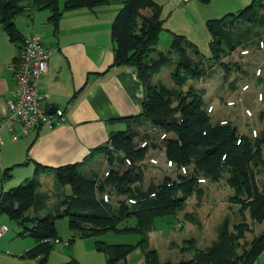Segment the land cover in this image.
I'll list each match as a JSON object with an SVG mask.
<instances>
[{
    "label": "trees",
    "instance_id": "trees-1",
    "mask_svg": "<svg viewBox=\"0 0 264 264\" xmlns=\"http://www.w3.org/2000/svg\"><path fill=\"white\" fill-rule=\"evenodd\" d=\"M110 1L65 0L60 8L58 0H32V3L0 0V27L15 42L21 40V35L14 18L30 7L49 10V20L57 26L65 11L93 10ZM119 4L110 24L112 66L133 68L142 84L143 97L141 112L121 118L125 128L112 132L104 145L90 151L104 152L109 164L108 175H100L83 162L56 167L55 202L50 206V196L39 191L41 184L37 179L27 178L0 193V213L7 214L22 227L20 234H28L35 240L26 252L37 258L35 264L45 263L53 247L49 240H60L55 220L63 217L71 231L68 244L77 238H94L95 249L105 255V264H131L127 263V257L136 249L141 250L144 264H171L161 261L156 250L146 247L147 234L155 229V219L171 215L191 193L200 194L202 184L197 182L198 177L216 180L226 173L225 182L233 191L230 200L239 203V211H247L250 220L264 221V184L261 186L256 178L264 172V127L251 137L242 134L227 115V123L219 124L221 117L206 112L209 100L204 99V90L189 83L208 75L217 65L228 70L224 57L234 50L257 44V27H264V0H251L242 9L208 19L205 24L210 54L207 57L184 35L174 32L169 49H157L164 19L162 6L156 1L119 0ZM165 66L170 67L169 76L175 85L181 87L188 83L185 89L152 82L153 74ZM252 76L253 73L246 81ZM237 81L235 77L229 82L231 90ZM260 81L261 78L257 79V83ZM261 90L264 95V85ZM254 105L258 119L262 120L263 113ZM146 124L157 131L156 139L148 131L140 132V125ZM163 132L167 136L160 140L158 136ZM237 138H240L239 144H236ZM143 140L147 145L140 147ZM158 146L165 158L171 159L176 167L185 166L187 173L174 172L175 176H163L160 182L143 189L139 185L143 177L142 162L148 148ZM125 157L130 159V166H125ZM113 161L123 165V169L111 167ZM7 174L4 171L2 177ZM104 194H108L107 201L102 199ZM129 198L134 203H129ZM130 220L133 224H127ZM244 220L230 225L228 218H224L216 237L204 248H194V242L188 241L189 247L183 251L191 250L192 255L176 264H254L264 252V231L247 241L248 225ZM107 232L135 234L139 240L133 244L107 243L98 238ZM59 264H78V261L72 257Z\"/></svg>",
    "mask_w": 264,
    "mask_h": 264
},
{
    "label": "crops",
    "instance_id": "crops-1",
    "mask_svg": "<svg viewBox=\"0 0 264 264\" xmlns=\"http://www.w3.org/2000/svg\"><path fill=\"white\" fill-rule=\"evenodd\" d=\"M102 6L93 10L80 8L65 11L57 26L50 22L49 10L30 7L14 18V24L21 35V40L15 42L9 40L0 27V121L7 112L6 100L12 97L15 88L11 66L21 48L22 37L29 33L40 35L43 45L51 51L49 69L38 79L42 104L46 111L49 107H54L49 114H54L57 109L63 112L62 121L38 125L17 139H12L11 132L6 127L1 129L0 185L3 180L15 176L14 171L19 168L24 172L20 177L17 175L19 178L16 185L11 187L27 178L37 179L42 185L40 176L44 173L51 174L56 167L65 164L83 162L100 175L109 169L103 151H90L104 145L112 132L125 128L121 118L141 112L143 89L133 68L112 66L113 40L110 24L116 12L113 15L112 11L105 10L107 7ZM218 110L215 105L214 112L217 113ZM95 161L98 164L93 168L90 164ZM111 167L123 169L124 166L113 161ZM155 167L147 159L141 165L142 172L144 169L155 170ZM4 171L8 173L5 178L2 177ZM152 180L151 177V184H156L158 179ZM66 189L68 191V187ZM2 190L5 189L0 186V193ZM5 224L1 220L0 226ZM19 227L16 235L8 227L0 236V264L36 263V257L26 255L34 246L35 240L28 234H20L23 229ZM69 234L71 236V231ZM61 239L65 238L52 242L53 247L44 264L53 256L59 261L58 264L72 257L78 264L100 263V259L95 257L88 261L80 256L84 253L94 254V243L84 241L89 238H77L66 246ZM57 245L69 250L66 253L54 251ZM102 264H105V259Z\"/></svg>",
    "mask_w": 264,
    "mask_h": 264
},
{
    "label": "rangeland",
    "instance_id": "rangeland-1",
    "mask_svg": "<svg viewBox=\"0 0 264 264\" xmlns=\"http://www.w3.org/2000/svg\"><path fill=\"white\" fill-rule=\"evenodd\" d=\"M29 1L32 3V0ZM64 1L65 0H58L60 8H62ZM154 1L162 6L161 17L164 19V29L159 34L158 44L156 46L157 49L167 51L172 38L171 33L174 32L184 35L188 41L197 46L202 55L207 57L210 52L208 48L209 33L206 28V21L211 18H220L226 14L242 9L248 5L251 0H195L181 4L174 3L172 0ZM102 7H107L104 9L112 11L114 15V13L117 12L116 10L120 7L119 0H111L108 3V6L103 5ZM145 13L147 12L145 11ZM262 13L264 14V10ZM257 31L259 32L257 38L264 40V27H257ZM254 47L255 46L248 47L249 51L254 50ZM172 55L175 56L174 53ZM223 62L227 64V67H230L228 70L217 65L208 75L197 81H189V83L202 88L204 90V99L211 101L214 106L217 105L219 110L217 113H213L214 117L220 118L221 116H224L226 118L227 115V118H230L240 129H242V123L249 121L243 117L242 108L239 105L227 108L225 102L226 100L235 97L239 85L251 77V73L255 66L259 64L263 65L264 61L255 50L248 57H242L237 50H234L231 54L223 58ZM169 72V66L161 68L157 73L153 74L152 82H161L168 87L185 89L188 83H185L181 87L175 85L169 76ZM235 77L238 78V81L235 88L231 90L229 88V82ZM253 96V91L248 92L243 104L245 107L252 108L254 116L251 118L250 123H252V126L257 130H260L264 127V118L262 120L258 119ZM219 98H223V100L221 101ZM142 131H148L151 137L154 139L157 138V131L149 124H146L145 126L140 125V132ZM244 131H246V129ZM162 152L160 146L157 148H148L144 159L154 157L157 159L158 165L155 167V170L144 169V172H142L143 177L141 178L139 185L143 189H146L149 183V185H151V177L153 179L152 181L158 179L157 182H160L163 179V176H175L173 171L164 168L161 164L163 159ZM97 164V161H95V163L90 164V166L94 168ZM14 172L15 176L3 180L4 182L0 185L3 186V189L6 190L11 186L16 185L15 182L17 178H19L24 171L19 168ZM17 175H19V177H17ZM40 177L42 185L40 186L39 191L48 194L50 196L48 199V205H53L55 202V195H53V193L56 189V174L55 172H52L51 174L44 173L43 176ZM225 178L226 173H223L216 180H206V182L201 185L199 195L195 192L191 193L171 215L155 219V229L147 234L146 247L156 250L161 261L176 264L180 259H187L192 255L191 250L183 251L185 247H189L188 241L191 240L194 242V248L206 247L216 237L217 228L226 217L228 218L230 225L239 223L242 218L245 219L244 223L248 225V230L245 232V239H247V241H250L254 236L264 231V221L255 222L250 220L248 212L244 211L241 213L239 211L240 204L230 200L233 191L226 184ZM256 178L262 186L264 184V172L257 174ZM1 220H4L10 231L16 235L17 230L20 228L18 224L5 213H0V223ZM127 224H133V220H130ZM55 227L58 237H70L66 218H57L55 220ZM98 238L107 243L133 244L139 240V236L135 234H117L113 232H107ZM84 241H86V243H94V238H89V240ZM58 250L66 253L69 249H63L61 246L57 245L56 248H54V251ZM75 252L78 251L76 250ZM92 253L94 254L89 255L84 253L80 254V256L83 260L88 261L95 257L98 260L100 259L99 264H102L105 259L104 254L96 252V250H93ZM263 260L264 252L254 264H260ZM58 262L59 261H57L56 257L53 256L47 264H58ZM127 263L144 264L141 250L136 249L129 254L127 257ZM119 264H125V262H120Z\"/></svg>",
    "mask_w": 264,
    "mask_h": 264
},
{
    "label": "built area",
    "instance_id": "built-area-1",
    "mask_svg": "<svg viewBox=\"0 0 264 264\" xmlns=\"http://www.w3.org/2000/svg\"><path fill=\"white\" fill-rule=\"evenodd\" d=\"M174 3L181 4L188 1L195 0H172ZM242 57H248L251 52L248 48L237 50ZM255 51L263 58L264 61V40H258L255 45ZM51 51L46 48L41 40L40 35L36 33H29L23 36L22 45L19 49L18 55L12 63L11 69L14 75L15 88L12 97L6 100L7 112L0 121V131L3 127H6L11 132L12 139L28 133L30 129H34L41 124H55L63 120V112L56 110L54 114H49L42 104V97L38 92V79L46 73L49 69V58ZM253 76L250 81H245L239 85L238 91L235 97L226 100L225 106L231 107L239 105L242 108V115L245 121L242 123V129L239 128L242 134H247L251 137L257 135V129L250 123L254 113L252 108L245 107L243 102L248 92L253 91L254 102L258 107V111H261L264 115V95L261 90V86L264 85V64H259L253 69ZM261 78V81L257 83V79ZM207 113L214 112V105L212 103L207 104ZM227 118H221L219 124H226ZM246 129V131H244ZM166 133H161L159 139L166 138ZM240 138H237L236 144H239ZM147 145V141L143 140L139 146L144 147ZM225 155L222 156L224 159ZM148 163L153 166L158 165V161L154 157L147 159ZM125 166H130L131 161L129 158H124ZM161 164L164 168L176 172L178 174L185 175L187 168L183 165L175 166L171 159L163 157ZM109 170H105L104 175H108ZM199 184L205 183L206 179L202 177L197 178ZM154 194H150L153 196ZM103 201L108 200V194H104ZM129 203H134V199L129 198ZM8 230V226H0V236ZM55 242L58 240H49ZM63 245H68V239H61Z\"/></svg>",
    "mask_w": 264,
    "mask_h": 264
},
{
    "label": "water",
    "instance_id": "water-1",
    "mask_svg": "<svg viewBox=\"0 0 264 264\" xmlns=\"http://www.w3.org/2000/svg\"><path fill=\"white\" fill-rule=\"evenodd\" d=\"M53 110H54V107H49V108L47 109V112H48V113H52Z\"/></svg>",
    "mask_w": 264,
    "mask_h": 264
}]
</instances>
